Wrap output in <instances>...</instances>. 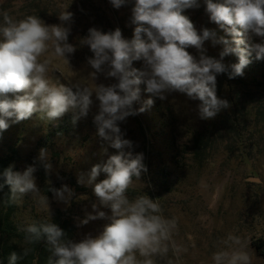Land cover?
I'll return each instance as SVG.
<instances>
[{
    "label": "clouds",
    "instance_id": "obj_1",
    "mask_svg": "<svg viewBox=\"0 0 264 264\" xmlns=\"http://www.w3.org/2000/svg\"><path fill=\"white\" fill-rule=\"evenodd\" d=\"M120 8L128 0H110ZM205 11L211 22L230 37L217 36L216 31L204 28L198 32L185 10L199 7L198 0H135L131 23L135 25L133 38L125 39L119 28L103 32L95 27L88 30L80 44L88 46L92 56L87 58L94 81L99 74L118 82L94 89L81 86L54 84L47 78L49 60L42 59L49 48L57 57L69 62L77 47L68 42L73 13L65 9L58 18L60 24L47 25L35 15L15 19L3 13L0 24V133L11 124L39 114L41 120L52 121L71 113L75 125L87 117L95 94L99 101L93 117L97 135L118 150L106 160L94 164L86 173L79 174L78 183L92 190L95 200L93 212L78 220L77 227L90 221H108L102 231L87 233L76 242L54 222L30 223L22 230L25 242H43L51 253L48 264H157L170 249L177 252L173 240L175 219L162 215L158 199L147 194L129 199L127 193L134 179L140 180L147 172L143 153H133V142L124 138L120 123L142 113L154 104L145 100L138 110L133 102L140 99V85L145 91L164 101L173 93L185 94L190 100H199L196 113L201 120L214 119L222 110L231 107L217 95V76L227 73L229 79L243 76L244 69L256 60H264V42L254 43L253 36L264 40V0H204ZM222 44L220 59L206 55L204 42ZM195 48L199 56L187 49ZM229 54L238 62L226 65L223 58ZM142 61V67H133ZM70 64V63H69ZM230 69V70H229ZM125 149H129L125 151ZM107 148L102 149V154ZM47 148H41L35 164L23 172L10 165L0 171V192L9 188L5 203L19 204L31 194L41 207H50L49 197L40 194L35 182L37 166L46 176L53 172ZM101 173L105 178L98 181ZM48 192L58 202L69 204L74 192L67 185L50 187ZM102 208L109 209L110 215ZM94 213V214H93ZM220 247L212 254L213 264H251L246 243L229 233L219 241ZM31 249L24 248L22 256ZM12 252L8 264H17L22 258Z\"/></svg>",
    "mask_w": 264,
    "mask_h": 264
},
{
    "label": "rangeland",
    "instance_id": "obj_2",
    "mask_svg": "<svg viewBox=\"0 0 264 264\" xmlns=\"http://www.w3.org/2000/svg\"><path fill=\"white\" fill-rule=\"evenodd\" d=\"M198 3L199 7L184 12L197 31L208 28L216 31L218 37L230 39L210 21L204 0ZM134 4L135 0H128L115 8L110 0H0V24L4 12L17 20L35 15L47 25L60 24L58 15L65 9L73 13L70 24L65 26L71 29L68 42L77 49L68 62L49 48L42 57L50 62L47 78L57 85L79 83L94 89L96 84L108 86L118 81L103 74L94 81L87 64L93 54L88 46L81 47L80 40L92 27L103 32L119 28L123 37L131 40ZM253 42L264 40L253 36ZM223 47L213 45L211 40L204 42L206 55L216 59H220ZM187 50L198 58L195 48ZM237 62L234 54L223 58L226 65ZM133 67L141 68L142 61H134ZM139 87L140 99L133 102V110L149 98L154 104L127 117L120 128L124 138L133 142L131 151L143 153L147 172L142 173L140 180L134 179L127 195L129 199L144 194L158 199L162 215L176 221L173 240L179 249L157 257V264H213L212 254L229 233L246 243L251 264H264V60H256L253 54L243 76H217V95L231 107L211 120L198 118L199 100L173 93L161 101L145 91L146 85ZM92 100L87 117L75 125L71 113L52 121L41 120L37 113L19 123L10 122V127L2 132L3 144L18 150L14 171L23 172L33 166L41 148L48 149L54 169L50 176L38 166L33 173L40 194L49 197L50 207H41L31 194L15 204L16 222L21 228L30 223L61 221L66 225V238L78 242L87 233L99 234L108 222L97 219L76 226L78 220L93 212L91 203L95 200L91 188L77 182L79 174L118 151L97 135L93 117L99 101L95 94ZM197 137L203 139L202 144L195 142ZM103 148H107V153L102 154ZM104 178L101 173L98 181ZM62 185L74 192L67 205L48 192L51 186ZM101 210L111 214L109 209Z\"/></svg>",
    "mask_w": 264,
    "mask_h": 264
},
{
    "label": "trees",
    "instance_id": "obj_3",
    "mask_svg": "<svg viewBox=\"0 0 264 264\" xmlns=\"http://www.w3.org/2000/svg\"><path fill=\"white\" fill-rule=\"evenodd\" d=\"M3 133H0V171H3L10 165L14 166L19 159L18 150L12 146L3 144ZM197 137L195 142L202 144L203 139ZM199 145V144H198ZM7 147V148H6ZM9 188L5 186L3 192H0V264H8L9 256L12 252H16L22 256L24 248H30L29 255L22 256L17 264H48L51 253L48 251L43 242L35 244H27L25 242V233L16 222V205L14 203H5L7 200L6 193ZM56 223L64 232L66 225L61 221ZM260 248V247H258Z\"/></svg>",
    "mask_w": 264,
    "mask_h": 264
}]
</instances>
